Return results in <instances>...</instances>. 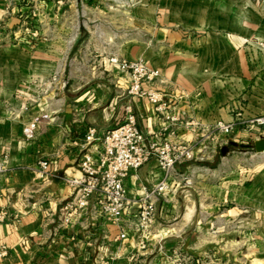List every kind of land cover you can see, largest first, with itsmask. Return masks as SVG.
Here are the masks:
<instances>
[{
  "label": "crops",
  "instance_id": "1",
  "mask_svg": "<svg viewBox=\"0 0 264 264\" xmlns=\"http://www.w3.org/2000/svg\"><path fill=\"white\" fill-rule=\"evenodd\" d=\"M255 35L264 37V0H0V209L9 213L0 264H177L184 254L186 264H264V164L204 162L230 140L264 139L260 123L215 128L264 115V53L245 46ZM112 56L160 70L154 87L167 110L130 94ZM128 105L145 136L194 143L197 158L179 164L171 189L158 194L148 232L134 226L137 204L121 225L91 209L64 227L76 142L91 126L101 134L117 126ZM41 159L56 178L39 176ZM162 179L152 160L125 185L136 199Z\"/></svg>",
  "mask_w": 264,
  "mask_h": 264
},
{
  "label": "built area",
  "instance_id": "2",
  "mask_svg": "<svg viewBox=\"0 0 264 264\" xmlns=\"http://www.w3.org/2000/svg\"><path fill=\"white\" fill-rule=\"evenodd\" d=\"M28 30V29H27ZM35 35V33L33 34ZM109 66L128 74L130 78L129 93L135 96L147 97L158 112H164L169 107L163 101L161 93L154 84L160 77V70L154 69L143 60H128L117 56L107 59ZM34 100H39L37 94ZM30 105L22 108L27 110ZM127 116L117 126L100 133L91 126L83 138L76 142L81 156L79 160V174L66 177L64 180L72 187L73 192L69 200L62 206L60 216L62 225L68 227L77 222L87 211L93 209L101 217L121 225L125 215L137 204L138 222L135 228L148 232L155 224L157 215V198L159 193H166L171 189L168 180L177 175V166L181 163L197 158V145L194 143H176L168 138L156 135L147 137L141 131L137 116L130 105L126 106ZM171 122L178 120L175 116H168ZM263 124L264 118H258ZM36 123L25 128L26 135H34ZM236 123L218 122L216 129L230 133L235 130ZM156 160L163 173V179L151 191L134 199L129 195L125 180L129 173L137 170L148 162ZM38 174L42 178H56L50 170L47 159L39 161ZM7 169L0 162V174ZM187 185L193 184L191 174L184 175ZM9 213L0 209V224L7 221ZM122 239L127 237V231L122 229ZM186 260L179 259L177 264H186Z\"/></svg>",
  "mask_w": 264,
  "mask_h": 264
},
{
  "label": "rangeland",
  "instance_id": "3",
  "mask_svg": "<svg viewBox=\"0 0 264 264\" xmlns=\"http://www.w3.org/2000/svg\"><path fill=\"white\" fill-rule=\"evenodd\" d=\"M122 1H129L130 3L138 2L139 0H120ZM246 48L249 49V51L254 52H262L264 53V37H258V36H250L246 39L245 42ZM256 61V59H253ZM149 65V64H148ZM150 66V65H149ZM151 67V66H150ZM239 117L235 118L234 123H236V128H242L250 125V127H253L254 125H257L258 122L256 121L258 118H264L263 116H256L250 119H244L241 114L238 115ZM264 125V123L262 124ZM252 129V128H251ZM232 133V132H231ZM238 144H234L231 142H227L224 146L229 147V150L226 154L222 152V148H219L217 152L214 154V156L210 160H204L207 161L210 164H213V166H218V164L221 163L222 158H224V161H230L231 165H234L233 167H237V165H240L243 168H246L248 171H253L254 169H257L260 165L264 164V160L261 159L257 153V150L255 148V145L251 142H237ZM193 161V160H192ZM187 254H184L182 258H188ZM230 264H234V261H231Z\"/></svg>",
  "mask_w": 264,
  "mask_h": 264
},
{
  "label": "water",
  "instance_id": "4",
  "mask_svg": "<svg viewBox=\"0 0 264 264\" xmlns=\"http://www.w3.org/2000/svg\"><path fill=\"white\" fill-rule=\"evenodd\" d=\"M255 148L258 152H264V139H258L256 142H255ZM229 150V147L225 146L222 148V152L224 154L227 153V151Z\"/></svg>",
  "mask_w": 264,
  "mask_h": 264
}]
</instances>
